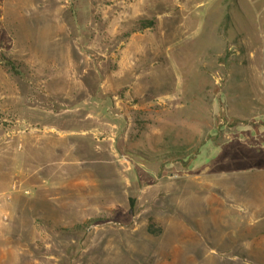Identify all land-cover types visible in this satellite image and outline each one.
Masks as SVG:
<instances>
[{"label": "rangeland", "instance_id": "374dc122", "mask_svg": "<svg viewBox=\"0 0 264 264\" xmlns=\"http://www.w3.org/2000/svg\"><path fill=\"white\" fill-rule=\"evenodd\" d=\"M263 170L264 0H0V261L264 264Z\"/></svg>", "mask_w": 264, "mask_h": 264}, {"label": "trees", "instance_id": "16d2710c", "mask_svg": "<svg viewBox=\"0 0 264 264\" xmlns=\"http://www.w3.org/2000/svg\"><path fill=\"white\" fill-rule=\"evenodd\" d=\"M154 26V21L149 19H144L139 22H137V29L143 30L146 28H152Z\"/></svg>", "mask_w": 264, "mask_h": 264}, {"label": "crops", "instance_id": "0c3cea01", "mask_svg": "<svg viewBox=\"0 0 264 264\" xmlns=\"http://www.w3.org/2000/svg\"><path fill=\"white\" fill-rule=\"evenodd\" d=\"M34 136H35V135L33 134L32 137H34ZM262 172H263V173H261V174L263 175V180L261 181L260 185H261V187L264 189V170H263ZM8 190H9V189H8ZM15 192H17V191H15ZM25 192L29 193V190H28V191H25ZM256 209H258V210H263V209H264V204H262V208L257 207ZM260 236L262 237V235H260ZM262 238H264V236H263ZM4 256H5V254H4ZM7 259H8V258H7L6 256H5V257H2V261H0V264H9Z\"/></svg>", "mask_w": 264, "mask_h": 264}]
</instances>
